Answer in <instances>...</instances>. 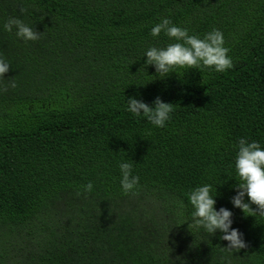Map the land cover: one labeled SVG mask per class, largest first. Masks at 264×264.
<instances>
[{"label":"trees","instance_id":"trees-1","mask_svg":"<svg viewBox=\"0 0 264 264\" xmlns=\"http://www.w3.org/2000/svg\"><path fill=\"white\" fill-rule=\"evenodd\" d=\"M10 16L41 33L0 30V264H264V216L230 203L237 139L264 148V0H0V24ZM163 16L219 29L232 67L154 78L142 54L168 42L149 35ZM129 96L173 103L170 119L131 116ZM121 160L139 177L128 194ZM203 183L245 248L181 223L175 201L187 216Z\"/></svg>","mask_w":264,"mask_h":264},{"label":"clouds","instance_id":"clouds-1","mask_svg":"<svg viewBox=\"0 0 264 264\" xmlns=\"http://www.w3.org/2000/svg\"><path fill=\"white\" fill-rule=\"evenodd\" d=\"M0 30L14 33L18 40L24 42L39 39L41 33L15 16L5 19L0 24ZM161 34L167 37L168 42L163 46L150 45L142 54L143 66L145 69L148 65L154 68L152 73L154 78L164 79L172 72L177 73L176 69H198L200 72L202 69H208L222 73L232 67V59L228 55L229 49L225 47L223 33L217 28H212L202 36L189 34L187 27L174 24L170 17L163 16L149 29V35L153 38ZM9 67L10 62L0 56V77L5 76ZM16 86L15 80H9L6 85L11 88ZM0 90L4 89L0 87ZM172 104L163 101L159 96H156L151 104L135 96H129L126 99L125 111L133 117H144L155 127H163L170 119ZM234 149L233 178L236 183L232 185L234 194L230 197V203L234 208L241 209L245 215L264 216V148L256 140L240 137L234 144ZM132 167V163L128 160H121L118 163L119 185L123 194L134 192L138 187L139 177L132 174ZM92 188L91 181L81 186V190L85 193ZM185 196L188 205L191 206L187 216L184 215L186 206L183 200L175 201V205L177 214L183 217L181 223L187 221L188 229L192 233L193 230H202L211 235L218 233L219 239L226 241L223 247L228 250H240L246 247L243 233L236 227H231L232 211L224 206L215 207L217 190L213 193L211 184L203 183L192 187Z\"/></svg>","mask_w":264,"mask_h":264}]
</instances>
